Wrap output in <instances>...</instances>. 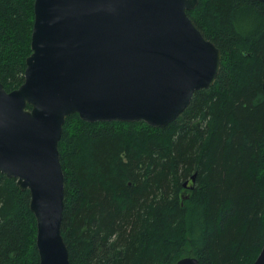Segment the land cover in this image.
<instances>
[{
	"label": "trees",
	"instance_id": "1",
	"mask_svg": "<svg viewBox=\"0 0 264 264\" xmlns=\"http://www.w3.org/2000/svg\"><path fill=\"white\" fill-rule=\"evenodd\" d=\"M33 3L0 0L8 92L23 82ZM187 16L221 63L177 119L152 128L65 118L58 151L70 264H252L264 244V4L198 0ZM29 199L0 174V264H38Z\"/></svg>",
	"mask_w": 264,
	"mask_h": 264
},
{
	"label": "water",
	"instance_id": "2",
	"mask_svg": "<svg viewBox=\"0 0 264 264\" xmlns=\"http://www.w3.org/2000/svg\"><path fill=\"white\" fill-rule=\"evenodd\" d=\"M197 3L34 0L23 82L10 92L0 83V174L29 192L38 264H70L58 151L65 118L165 127L214 84L221 52L187 16ZM252 264H264V244Z\"/></svg>",
	"mask_w": 264,
	"mask_h": 264
},
{
	"label": "rangeland",
	"instance_id": "3",
	"mask_svg": "<svg viewBox=\"0 0 264 264\" xmlns=\"http://www.w3.org/2000/svg\"><path fill=\"white\" fill-rule=\"evenodd\" d=\"M185 194H186V192H185Z\"/></svg>",
	"mask_w": 264,
	"mask_h": 264
}]
</instances>
